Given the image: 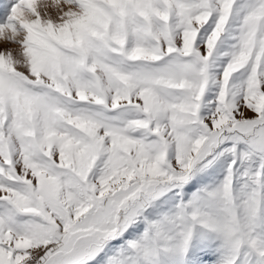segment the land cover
I'll return each mask as SVG.
<instances>
[{"label": "snow or ice", "instance_id": "6c2138e0", "mask_svg": "<svg viewBox=\"0 0 264 264\" xmlns=\"http://www.w3.org/2000/svg\"><path fill=\"white\" fill-rule=\"evenodd\" d=\"M0 264H264V0H0Z\"/></svg>", "mask_w": 264, "mask_h": 264}]
</instances>
